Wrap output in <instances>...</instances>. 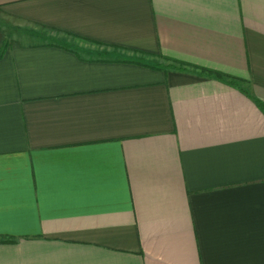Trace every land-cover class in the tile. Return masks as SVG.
Returning a JSON list of instances; mask_svg holds the SVG:
<instances>
[{"label": "crops", "instance_id": "1", "mask_svg": "<svg viewBox=\"0 0 264 264\" xmlns=\"http://www.w3.org/2000/svg\"><path fill=\"white\" fill-rule=\"evenodd\" d=\"M260 106L264 0H0V264H264Z\"/></svg>", "mask_w": 264, "mask_h": 264}, {"label": "trees", "instance_id": "2", "mask_svg": "<svg viewBox=\"0 0 264 264\" xmlns=\"http://www.w3.org/2000/svg\"><path fill=\"white\" fill-rule=\"evenodd\" d=\"M169 68H171V69H177L179 71H182V70L184 71V69H182V65H180L179 68H175V67H172V66L169 67ZM200 73L201 74H204V75H207L208 77L215 78L217 80H223L224 79V76L222 74H220V73L210 72V71H205V70H201ZM230 84L231 85H234V82L233 81H230ZM260 108L262 109V111H264V108H262L261 106H260ZM14 242L15 241L12 240V239H4V240L0 241V243H6V244H11V243H14Z\"/></svg>", "mask_w": 264, "mask_h": 264}]
</instances>
